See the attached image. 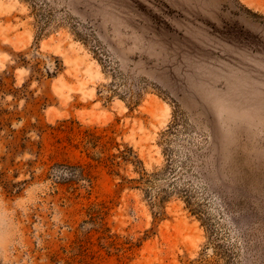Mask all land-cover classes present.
Returning <instances> with one entry per match:
<instances>
[{
	"label": "rangeland",
	"instance_id": "rangeland-1",
	"mask_svg": "<svg viewBox=\"0 0 264 264\" xmlns=\"http://www.w3.org/2000/svg\"><path fill=\"white\" fill-rule=\"evenodd\" d=\"M0 264H264V0H0Z\"/></svg>",
	"mask_w": 264,
	"mask_h": 264
},
{
	"label": "trees",
	"instance_id": "trees-1",
	"mask_svg": "<svg viewBox=\"0 0 264 264\" xmlns=\"http://www.w3.org/2000/svg\"><path fill=\"white\" fill-rule=\"evenodd\" d=\"M166 157L165 168L162 170V172H160L162 174L155 173V175H164L167 177L169 184L175 185L179 181L182 173H184L183 165H178L175 163L176 159L173 157L171 151L169 154H166ZM152 179V176H146L144 173L140 178L130 180L133 182H138L139 184L147 185L148 182H152ZM179 193L186 200V202H189V199L191 198V190L187 184L182 186ZM160 194L161 191H158L155 195V198L152 200L154 205L160 206L166 201V195Z\"/></svg>",
	"mask_w": 264,
	"mask_h": 264
}]
</instances>
